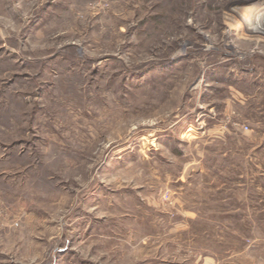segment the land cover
I'll return each mask as SVG.
<instances>
[{"label":"rangeland","instance_id":"rangeland-1","mask_svg":"<svg viewBox=\"0 0 264 264\" xmlns=\"http://www.w3.org/2000/svg\"><path fill=\"white\" fill-rule=\"evenodd\" d=\"M0 264H264V0H0Z\"/></svg>","mask_w":264,"mask_h":264}]
</instances>
